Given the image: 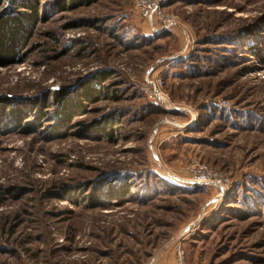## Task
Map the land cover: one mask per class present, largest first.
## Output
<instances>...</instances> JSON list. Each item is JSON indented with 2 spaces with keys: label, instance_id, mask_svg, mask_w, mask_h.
Returning a JSON list of instances; mask_svg holds the SVG:
<instances>
[{
  "label": "rangeland",
  "instance_id": "obj_1",
  "mask_svg": "<svg viewBox=\"0 0 264 264\" xmlns=\"http://www.w3.org/2000/svg\"><path fill=\"white\" fill-rule=\"evenodd\" d=\"M134 1L37 0L21 61L0 66L21 110L0 119V264H176L177 245L188 264H264V0H169L160 33ZM198 164L224 198L187 182Z\"/></svg>",
  "mask_w": 264,
  "mask_h": 264
},
{
  "label": "trees",
  "instance_id": "obj_2",
  "mask_svg": "<svg viewBox=\"0 0 264 264\" xmlns=\"http://www.w3.org/2000/svg\"><path fill=\"white\" fill-rule=\"evenodd\" d=\"M14 2H19L18 6L25 8L23 13L12 14L7 10V8L0 10V66L10 65L16 62L15 57H19V53L24 49V44L31 37L34 26L38 21V5L37 0H14ZM73 4V1H72ZM2 5V0H0V7ZM24 46V47H22ZM255 55L258 60L264 62V56L262 53L255 51ZM18 61L21 59L18 58ZM104 78V77H103ZM101 84V80L98 81ZM88 87V86H86ZM93 93L96 90L93 88H87L84 91L83 97L86 99H93ZM64 92H57L55 100L63 98ZM64 99V98H63ZM68 101L66 98L61 101L59 107V125L54 130L53 135L58 138H64L67 136L65 132L70 126L69 116L70 112L67 110ZM32 110L36 113V117L41 118L45 113V108H47L45 99H31L30 102ZM5 113L12 115L17 124L20 123L21 110L12 108L10 101L7 98H0V119L3 118Z\"/></svg>",
  "mask_w": 264,
  "mask_h": 264
},
{
  "label": "built area",
  "instance_id": "obj_3",
  "mask_svg": "<svg viewBox=\"0 0 264 264\" xmlns=\"http://www.w3.org/2000/svg\"><path fill=\"white\" fill-rule=\"evenodd\" d=\"M168 1L169 0H135L134 9L141 19L153 26L152 28L156 33H160L162 31L169 30L171 27L176 25L175 19L173 17H169L162 13L163 5L167 4ZM185 39V49H187L189 48L190 40L188 39V36H186ZM145 86V92L148 99L161 104L168 102L166 95L161 91V79L148 78L145 81ZM194 122L195 119L191 120L190 125L194 124ZM192 171V178L187 180L189 184L195 186H213L216 189V192H218V199L225 197L228 192V185L230 184L226 177L202 164H198L196 169H193ZM175 253L177 254L176 264H188L186 261V256L184 252L181 251L179 245L175 247Z\"/></svg>",
  "mask_w": 264,
  "mask_h": 264
}]
</instances>
